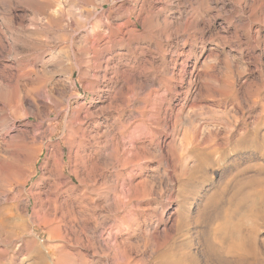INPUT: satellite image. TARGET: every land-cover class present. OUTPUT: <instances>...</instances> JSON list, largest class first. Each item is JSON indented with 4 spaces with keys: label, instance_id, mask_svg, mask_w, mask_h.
<instances>
[{
    "label": "rangeland",
    "instance_id": "rangeland-1",
    "mask_svg": "<svg viewBox=\"0 0 264 264\" xmlns=\"http://www.w3.org/2000/svg\"><path fill=\"white\" fill-rule=\"evenodd\" d=\"M37 1L0 0V213L10 220L0 264H76L77 240L88 245L96 224L129 249L157 221L172 233L180 209L189 221L175 240L199 242L198 212L213 211L224 185L227 206L264 164L258 149L235 146L246 128L264 134V0ZM208 131L218 144L231 136L194 171ZM10 151L21 174L7 170ZM91 176L97 212L78 181ZM128 197L148 224L125 220ZM150 250L127 264H156ZM107 253L85 250L80 264H114Z\"/></svg>",
    "mask_w": 264,
    "mask_h": 264
},
{
    "label": "bare ground",
    "instance_id": "bare-ground-1",
    "mask_svg": "<svg viewBox=\"0 0 264 264\" xmlns=\"http://www.w3.org/2000/svg\"><path fill=\"white\" fill-rule=\"evenodd\" d=\"M53 1L60 4V0H38V9L47 10ZM51 20L57 22L59 17H56L54 14L52 15ZM2 35V31H0V38H2ZM6 92V88L3 87V84L0 81V99L6 94ZM7 108L8 105H4L1 109L0 112L2 117H6L4 116V113ZM5 125L2 124L1 128H4ZM208 132V136L203 140H199L200 142L197 141V144L199 146L203 145L205 148L209 149L207 151L193 149V154L198 159V164L194 171L199 172L205 168L206 162L210 160L212 153L214 152L212 148H215L218 144L213 140V133H211V131ZM251 132L246 128L244 135L236 139V148L249 146L258 149L261 151L262 155H264V134L261 136L258 127L255 131L252 130ZM55 133L56 128L51 129L49 137H52ZM230 133L231 132L225 136V142L218 144V147L215 149L223 150L227 147L226 144L231 136ZM119 151L122 150H120L119 145H117L114 152L111 154L114 155V153H121ZM3 158V161H6V167L9 172H12L13 170V172L21 174L25 171V163L21 161L20 155L10 151L8 155ZM258 165L259 166L256 168V171L259 172L258 175L238 180L235 192L228 198L227 206L220 202L226 192L227 185H224L221 190L218 191L217 195L208 200V206H210V208L214 204H217L216 206H213V211L208 214L206 208L201 209L198 212L197 222L206 225V227L200 229L199 242L196 241L201 246L200 250L195 251L193 249L196 242L192 239L188 238L183 241H177L174 238L175 234H172L183 230L189 221L188 213L180 209L179 211L177 210L178 219L176 224L172 227V233L167 228L160 233L157 230L160 222L157 221L154 226H152L155 230L150 233L145 232L139 243H127L129 244V249L123 248L126 243H118L117 241L111 243V240L116 238L117 235L113 232H109L107 236L103 235V231H101L99 225L96 224L91 228V231L93 232L92 234H99L89 236L88 239H86L89 243L88 245H86L87 243H84L85 239L83 241L82 237L78 238L77 248L79 250L77 252L78 260H76V264L81 263L80 261L85 255V250L88 253H90L91 250H104L108 252L107 259L112 260L114 264H127L128 253L130 254L131 252L138 254L143 250L144 252L147 251L148 248H151V253L149 255L155 259L156 264H264V249L261 246L263 241L261 230L264 228V177L260 174L264 173V164ZM78 181L81 184L86 183L89 189H92L91 191L89 190L91 196H89L88 199L90 200V203L92 202L93 204L91 210L97 212V203L103 197L99 196V194L93 198L94 194L99 191L97 180L94 177L89 179V181L86 180V178L78 177ZM233 188L235 187L233 186ZM128 198V200H124L122 203L124 209L127 211L124 218L125 220L126 218L128 219L127 222L139 224L141 227L147 222V220L145 219L144 222L141 220L139 221L142 213L138 212L136 207L133 206V197ZM84 201V199H79L75 200V203L84 207ZM207 214L209 215V218L207 217ZM115 221L119 222L120 217L117 218L116 216ZM8 226L10 227L9 218L2 216L0 213V229H7ZM39 264H46V262L42 259Z\"/></svg>",
    "mask_w": 264,
    "mask_h": 264
}]
</instances>
